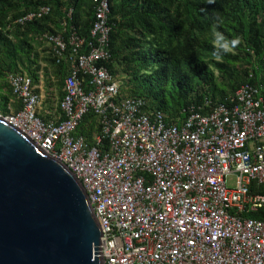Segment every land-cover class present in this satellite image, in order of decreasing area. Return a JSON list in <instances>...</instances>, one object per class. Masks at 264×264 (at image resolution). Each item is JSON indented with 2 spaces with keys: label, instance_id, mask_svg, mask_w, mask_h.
<instances>
[{
  "label": "built area",
  "instance_id": "2783aa9c",
  "mask_svg": "<svg viewBox=\"0 0 264 264\" xmlns=\"http://www.w3.org/2000/svg\"><path fill=\"white\" fill-rule=\"evenodd\" d=\"M95 1L87 52L74 34L70 51L62 36L49 37L58 62L70 65L60 121L42 117L44 81L28 73L10 75L22 107L0 110V118L81 181L102 230L104 264H264V219L247 214L264 210L260 89L243 84L228 104H193L177 121L141 97L120 99L123 80L103 64L111 57L110 0ZM49 12L42 6L20 21ZM90 110L101 124L95 145L74 134Z\"/></svg>",
  "mask_w": 264,
  "mask_h": 264
},
{
  "label": "trees",
  "instance_id": "16d2710c",
  "mask_svg": "<svg viewBox=\"0 0 264 264\" xmlns=\"http://www.w3.org/2000/svg\"><path fill=\"white\" fill-rule=\"evenodd\" d=\"M42 6L50 12L20 21ZM95 6V0H0L1 111L21 109L9 78L28 73L37 84L42 78L48 92L45 105L50 107L42 117L60 121L70 65L67 59L58 62L49 37L62 36L70 51L74 34L83 40L79 51L87 52L94 40ZM217 18L223 20L219 30L226 38L240 39L219 60L212 55L209 33ZM109 23L111 57L103 64L123 80L120 99L141 97L148 109L177 121L193 104L209 101L207 110L228 104L243 84L257 86L264 97V0H110ZM100 133L99 117L90 110L74 134L95 145ZM247 214L264 219V210Z\"/></svg>",
  "mask_w": 264,
  "mask_h": 264
},
{
  "label": "water",
  "instance_id": "95a60500",
  "mask_svg": "<svg viewBox=\"0 0 264 264\" xmlns=\"http://www.w3.org/2000/svg\"><path fill=\"white\" fill-rule=\"evenodd\" d=\"M77 176L0 118V264H104Z\"/></svg>",
  "mask_w": 264,
  "mask_h": 264
},
{
  "label": "clouds",
  "instance_id": "9594fccd",
  "mask_svg": "<svg viewBox=\"0 0 264 264\" xmlns=\"http://www.w3.org/2000/svg\"><path fill=\"white\" fill-rule=\"evenodd\" d=\"M223 23L221 18L215 19L209 28L210 36L213 39L214 51L212 55L217 59L232 51L239 43V37L226 38V36L219 30L220 25Z\"/></svg>",
  "mask_w": 264,
  "mask_h": 264
},
{
  "label": "rangeland",
  "instance_id": "374dc122",
  "mask_svg": "<svg viewBox=\"0 0 264 264\" xmlns=\"http://www.w3.org/2000/svg\"><path fill=\"white\" fill-rule=\"evenodd\" d=\"M46 86H47V85H46ZM46 88H48V87H46ZM43 92H44V95L47 96L48 92H47V90L45 89V86H43ZM56 100H57V99H55L54 102H56ZM45 102H46V100H45ZM45 102H44V103H45ZM0 110H2V106H0ZM235 180H236V178L234 177L232 180L229 181L228 186H229L230 188H233V187L235 186Z\"/></svg>",
  "mask_w": 264,
  "mask_h": 264
},
{
  "label": "crops",
  "instance_id": "0c3cea01",
  "mask_svg": "<svg viewBox=\"0 0 264 264\" xmlns=\"http://www.w3.org/2000/svg\"><path fill=\"white\" fill-rule=\"evenodd\" d=\"M45 96V95H44ZM45 100H46V96H45V98H44V102H45ZM43 102V106H44V109H48L50 106H49V104L48 105H45V103Z\"/></svg>",
  "mask_w": 264,
  "mask_h": 264
}]
</instances>
